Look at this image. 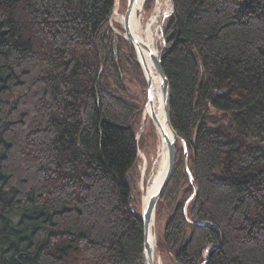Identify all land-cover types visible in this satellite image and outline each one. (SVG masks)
Wrapping results in <instances>:
<instances>
[{
	"label": "trees",
	"instance_id": "1",
	"mask_svg": "<svg viewBox=\"0 0 264 264\" xmlns=\"http://www.w3.org/2000/svg\"><path fill=\"white\" fill-rule=\"evenodd\" d=\"M114 10L0 0V264H145L142 113L124 87L141 69ZM163 33L182 142L159 247L174 264H264V0H173Z\"/></svg>",
	"mask_w": 264,
	"mask_h": 264
},
{
	"label": "bare ground",
	"instance_id": "2",
	"mask_svg": "<svg viewBox=\"0 0 264 264\" xmlns=\"http://www.w3.org/2000/svg\"><path fill=\"white\" fill-rule=\"evenodd\" d=\"M123 1L126 2L127 6L131 0H115V10L111 20V26L114 30L116 24L123 28L125 21V14L122 13ZM146 0H135L133 3V10L131 14V31L135 40L144 45L149 51H152L155 55L159 56L158 44V22H159V5L149 21L145 26L143 24V14ZM171 10V3L170 9ZM124 37V32H123ZM161 37V36H160ZM138 55L139 50L136 49ZM142 56L145 61L146 69L144 74L147 77L150 76L152 87H151V102L147 104L143 111V123L141 131L145 133L148 127H153L159 140L157 158L154 163L153 174L148 184L147 189L144 192L142 202L145 205L149 198L155 194L161 187L166 174H167V149L163 141V133L167 134L170 139L173 138V133L169 127L167 116L165 112V102L161 90L162 79L157 74L154 64L149 57L146 50L142 49ZM140 57V56H139ZM156 226V225H155ZM154 249H155V264H162L161 258L157 252V232L155 236L151 238Z\"/></svg>",
	"mask_w": 264,
	"mask_h": 264
},
{
	"label": "rangeland",
	"instance_id": "3",
	"mask_svg": "<svg viewBox=\"0 0 264 264\" xmlns=\"http://www.w3.org/2000/svg\"><path fill=\"white\" fill-rule=\"evenodd\" d=\"M148 1V2H147ZM159 5V22H158V50L161 53V47L163 41L161 40V25L162 20L166 18L168 19V15L170 14V0H146L143 14V24L146 26L151 18L153 17L157 7ZM127 4L123 1L122 5V13H126ZM118 25V24H116ZM113 26H115L113 24ZM119 26V25H118ZM115 34L119 36H123L117 29L114 28ZM120 54H124L126 51V47L120 46L119 49ZM132 48V47H131ZM118 49V50H119ZM117 50V49H116ZM117 50V51H118ZM133 53L137 59V56L132 48ZM127 54V51L125 55ZM138 61V59H137ZM139 63V62H138ZM140 66V65H139ZM141 75L136 74L132 68L128 67L126 69L125 78H124V87L128 91V97L130 100L134 101L135 104L141 108L142 118L140 119V124L136 129L135 139L137 140L136 145L138 147V163L136 166L135 173V181H134V198L138 203V209L141 213V205L142 199L145 190L148 187V184L151 180L153 174L154 163L157 158L158 144L159 140L156 135V132L153 127H148L145 131H141L142 121H143V111L147 105V96H148V88L145 74L140 66ZM182 147L185 148L184 144L181 143ZM169 220V213L164 210H157L156 213V232H157V252L159 257L161 258L162 264H174L172 257L170 256L168 251H165L164 248L159 247L162 243L161 239L164 234L166 224Z\"/></svg>",
	"mask_w": 264,
	"mask_h": 264
},
{
	"label": "water",
	"instance_id": "4",
	"mask_svg": "<svg viewBox=\"0 0 264 264\" xmlns=\"http://www.w3.org/2000/svg\"><path fill=\"white\" fill-rule=\"evenodd\" d=\"M135 0H131L130 3L127 6V10L125 13V21L123 25V31H124V39L129 43V45L134 49V52L137 56L139 65L141 66L142 70L146 69L145 66V61L142 56V49L146 50L147 53L149 54V57L151 58L154 67L156 69L157 74L161 77L162 79V84H161V90L162 94L164 97V102H165V112L167 116V121L169 124V127L173 133V138L170 139L167 134L163 133V141L165 144V147L167 149V155H168V160H167V174L166 177L159 188V190L153 194L148 202L144 205L142 202L141 205V220L143 223L144 227V247H143V252H144V263L145 264H155V249L152 243V236H155L156 234V226H155V220H156V213H157V208L158 204L161 200V197L163 193L165 192L167 186L169 185L173 171L175 168V163H176V156H177V144L178 142H182L181 139L178 137L177 133L172 127L171 124V108H170V85L169 81L163 71L162 68V51L159 56L155 55L152 51H149L144 45L139 43L135 38L133 37L132 31H131V14L133 10V3ZM171 3V11L170 14L167 17H170L173 14V0H170ZM166 21V18L162 20V25H161V40L163 41V25ZM163 41V45H164ZM136 49L139 50V53H137ZM140 56V57H139ZM144 72V71H143ZM147 88H148V96H147V104H150L151 102V87H152V82L150 76L147 77ZM137 142V140H136ZM138 143V142H137ZM184 144V143H183ZM185 146V144H184ZM186 153V151H185ZM188 170V169H187ZM190 180L192 185L195 188V183L193 178L190 176Z\"/></svg>",
	"mask_w": 264,
	"mask_h": 264
}]
</instances>
